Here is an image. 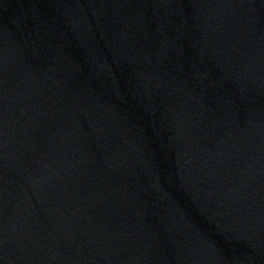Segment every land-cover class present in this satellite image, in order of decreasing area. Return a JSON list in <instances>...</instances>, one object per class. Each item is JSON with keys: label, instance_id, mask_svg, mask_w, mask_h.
Returning <instances> with one entry per match:
<instances>
[{"label": "water", "instance_id": "obj_1", "mask_svg": "<svg viewBox=\"0 0 264 264\" xmlns=\"http://www.w3.org/2000/svg\"><path fill=\"white\" fill-rule=\"evenodd\" d=\"M0 264H264V0H0Z\"/></svg>", "mask_w": 264, "mask_h": 264}]
</instances>
